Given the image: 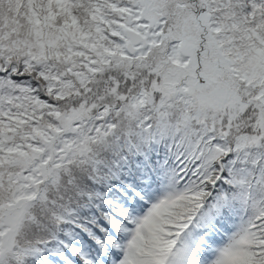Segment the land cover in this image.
<instances>
[{
	"label": "snow or ice",
	"instance_id": "6c2138e0",
	"mask_svg": "<svg viewBox=\"0 0 264 264\" xmlns=\"http://www.w3.org/2000/svg\"><path fill=\"white\" fill-rule=\"evenodd\" d=\"M0 264H264V0H0Z\"/></svg>",
	"mask_w": 264,
	"mask_h": 264
}]
</instances>
